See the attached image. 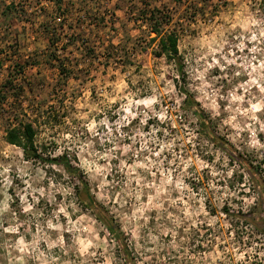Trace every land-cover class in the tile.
<instances>
[{"label":"rangeland","instance_id":"374dc122","mask_svg":"<svg viewBox=\"0 0 264 264\" xmlns=\"http://www.w3.org/2000/svg\"><path fill=\"white\" fill-rule=\"evenodd\" d=\"M0 264H264V0H0Z\"/></svg>","mask_w":264,"mask_h":264},{"label":"trees","instance_id":"16d2710c","mask_svg":"<svg viewBox=\"0 0 264 264\" xmlns=\"http://www.w3.org/2000/svg\"><path fill=\"white\" fill-rule=\"evenodd\" d=\"M156 33L158 36L160 35V44H159L160 52L158 56L164 57L166 58L167 61H169L170 63H173L178 74L181 77H184L185 68H184V62H183L182 56L179 51V39H178L177 34H175L174 32H168V33L161 35V33L158 30ZM54 43H58V40L55 39ZM180 91L181 93L186 95L189 101L191 102L193 101L191 96L188 94L186 90H180ZM196 115H197V118L201 121V126L203 127L204 137L209 139L210 141H213L212 134L206 130V127H208V124L205 122H208V121L206 120L204 121L200 113L196 112ZM35 135H36V132H35L33 124L28 123L23 126H20V128H13L11 130H8L6 139L10 145H14V146H18L22 148L23 153L28 160H41L42 156L41 154L38 153V150L35 149V146H34ZM51 161L55 163L56 165L62 166L71 176H75L79 180V182L81 183L82 189L77 191L78 200L83 205V207L91 209L92 211L95 212V215L98 216V213H100V211L103 208L101 207L99 208V206H97V203L95 202L93 196L90 193L88 183L86 182L79 168L74 166L66 155H63L58 158H54ZM101 221L105 223L104 225L108 227L113 237L116 240H118L119 239L118 233H120L119 229L117 228L118 229L117 231L118 233H117L113 230L110 224L106 222L104 218L103 220L101 219Z\"/></svg>","mask_w":264,"mask_h":264}]
</instances>
